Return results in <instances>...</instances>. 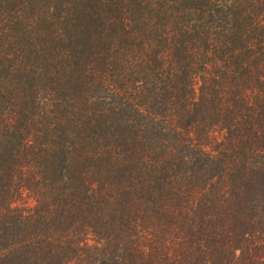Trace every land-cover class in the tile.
Listing matches in <instances>:
<instances>
[{
    "label": "trees",
    "instance_id": "16d2710c",
    "mask_svg": "<svg viewBox=\"0 0 264 264\" xmlns=\"http://www.w3.org/2000/svg\"><path fill=\"white\" fill-rule=\"evenodd\" d=\"M0 264H264V0H0Z\"/></svg>",
    "mask_w": 264,
    "mask_h": 264
}]
</instances>
